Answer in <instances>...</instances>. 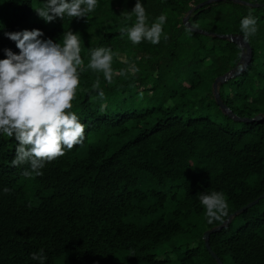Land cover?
<instances>
[{
    "label": "trees",
    "instance_id": "obj_1",
    "mask_svg": "<svg viewBox=\"0 0 264 264\" xmlns=\"http://www.w3.org/2000/svg\"><path fill=\"white\" fill-rule=\"evenodd\" d=\"M203 1L144 0L149 23L166 16L167 39L133 44L122 32L135 23L136 0H99L90 19L52 22L36 10L45 0H0V59L7 48L20 52L8 31L41 29L61 43L66 31L80 34L85 71L72 110L86 125L83 145L39 176L12 165L17 141L0 134V264H38L31 253L41 248L46 264H218L204 233L264 193V120L250 121L264 116V0L213 2L187 26ZM249 12L259 24L247 40L252 58L219 85L223 102L248 119L238 121L220 108L213 83L242 55L219 35L244 39ZM100 46L118 53L111 83L88 68ZM212 190L229 210L209 223L198 193ZM209 245L223 264H264V198L211 233Z\"/></svg>",
    "mask_w": 264,
    "mask_h": 264
},
{
    "label": "clouds",
    "instance_id": "obj_2",
    "mask_svg": "<svg viewBox=\"0 0 264 264\" xmlns=\"http://www.w3.org/2000/svg\"><path fill=\"white\" fill-rule=\"evenodd\" d=\"M98 3L99 0H45L44 6L36 10L46 22L58 17L90 19ZM130 13L135 14V23L123 29L122 35L126 33L133 44L142 41L158 44L162 38L167 39L166 16L161 14L149 23L144 0H136ZM240 31L245 41L250 40L259 31L258 18L249 12L241 19ZM5 35L16 42L20 52L7 48L6 58L0 59V134L17 141L13 166L28 164L30 168L24 170L25 175H43L47 162L76 145H83L86 138V125L72 110L85 71L81 37L69 30L63 33L61 43L44 39L41 29L8 31ZM116 56L118 53L109 46L93 48L88 68L102 73L111 83L120 74L113 68ZM130 69L138 71L134 65ZM93 88L100 97L105 96L99 78ZM3 191L10 189L5 187ZM198 197L209 223L228 215L229 205L222 191H203ZM31 258L38 264H46L47 254L41 248L31 253Z\"/></svg>",
    "mask_w": 264,
    "mask_h": 264
},
{
    "label": "water",
    "instance_id": "obj_3",
    "mask_svg": "<svg viewBox=\"0 0 264 264\" xmlns=\"http://www.w3.org/2000/svg\"><path fill=\"white\" fill-rule=\"evenodd\" d=\"M219 0H205L201 3H199L198 5H196L195 7H193L191 10H189V12L187 13V15L183 18L184 23L189 26L190 24L189 22V18L191 16V14L193 13L194 10L202 8L206 5H209L213 2H217ZM235 2L238 3H243L252 7H258L262 4L259 3H251V2H246V1H242V0H234ZM264 5V3H263ZM193 30H196L199 33H204V34H209L207 31L199 29V28H193ZM220 38L223 39H228L229 41H232L233 43L238 44L241 48H242V55H241V59L239 61V63L236 65V67H234L232 70H230L229 72H227L224 75H221L219 77L216 78L215 82L213 83V93L214 96L217 100V103L219 104L220 108L226 113L228 114L230 117L234 118L235 120L238 121H247V118H240L238 117L236 114L233 113V111L223 102V100L221 99L220 93H219V85L221 83H223L224 81L230 79L231 77H236L245 67L246 65L249 63L251 56H252V48L250 46V44L245 41L243 39L242 36L237 35V34H222L219 35ZM264 120V116L263 115H258L252 119H250V121H262ZM264 198V193H262L257 199H255L254 201L250 202L249 204L245 205L244 207H242L241 209H239L238 211L234 212L222 225L215 227L211 230H208L204 233L203 237L205 239V245L207 247V249L209 250L210 254L212 255V257L217 261L218 264H223V262L220 260V258L217 256V254L211 249L210 245H209V236L211 233H215L217 232L219 229H221L224 225L228 224L230 222V220L235 217L236 215H238L239 213L245 211L246 209L250 208L251 206L257 204L259 202L260 199Z\"/></svg>",
    "mask_w": 264,
    "mask_h": 264
},
{
    "label": "rangeland",
    "instance_id": "obj_4",
    "mask_svg": "<svg viewBox=\"0 0 264 264\" xmlns=\"http://www.w3.org/2000/svg\"><path fill=\"white\" fill-rule=\"evenodd\" d=\"M194 246V245H193Z\"/></svg>",
    "mask_w": 264,
    "mask_h": 264
}]
</instances>
